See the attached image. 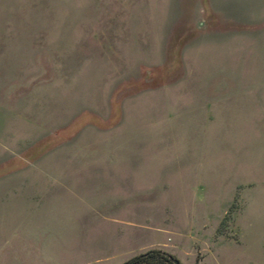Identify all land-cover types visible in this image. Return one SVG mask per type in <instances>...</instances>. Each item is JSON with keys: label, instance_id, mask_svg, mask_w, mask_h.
Here are the masks:
<instances>
[{"label": "rangeland", "instance_id": "1", "mask_svg": "<svg viewBox=\"0 0 264 264\" xmlns=\"http://www.w3.org/2000/svg\"><path fill=\"white\" fill-rule=\"evenodd\" d=\"M151 247L264 264V0H0V264Z\"/></svg>", "mask_w": 264, "mask_h": 264}, {"label": "trees", "instance_id": "2", "mask_svg": "<svg viewBox=\"0 0 264 264\" xmlns=\"http://www.w3.org/2000/svg\"><path fill=\"white\" fill-rule=\"evenodd\" d=\"M123 264H183L173 253L151 247L131 255Z\"/></svg>", "mask_w": 264, "mask_h": 264}, {"label": "crops", "instance_id": "3", "mask_svg": "<svg viewBox=\"0 0 264 264\" xmlns=\"http://www.w3.org/2000/svg\"><path fill=\"white\" fill-rule=\"evenodd\" d=\"M43 173V171H42ZM45 176V175H44ZM46 191L43 192H34L31 194L30 200L32 202V206H30V210L31 211H35L37 212V210L39 211L41 209V207H44V193ZM84 261L82 262V264H100L103 260H107L109 259L110 254L108 253V250L106 251L105 255L98 252V254H90L89 256L84 255ZM125 259V258H124ZM124 262V261H123ZM76 264V263H73ZM115 264V263H114ZM116 264H120V263H116Z\"/></svg>", "mask_w": 264, "mask_h": 264}, {"label": "water", "instance_id": "4", "mask_svg": "<svg viewBox=\"0 0 264 264\" xmlns=\"http://www.w3.org/2000/svg\"><path fill=\"white\" fill-rule=\"evenodd\" d=\"M123 264V263H122Z\"/></svg>", "mask_w": 264, "mask_h": 264}]
</instances>
